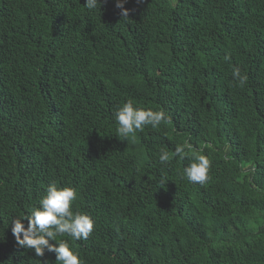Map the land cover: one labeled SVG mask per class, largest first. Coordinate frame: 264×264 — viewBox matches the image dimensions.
<instances>
[{
	"label": "trees",
	"instance_id": "obj_1",
	"mask_svg": "<svg viewBox=\"0 0 264 264\" xmlns=\"http://www.w3.org/2000/svg\"><path fill=\"white\" fill-rule=\"evenodd\" d=\"M124 7L0 0V264H60L11 231L50 183L94 221L87 240L56 237L81 264H264V0ZM129 100L166 120L120 138ZM184 143L211 161L203 185Z\"/></svg>",
	"mask_w": 264,
	"mask_h": 264
},
{
	"label": "clouds",
	"instance_id": "obj_2",
	"mask_svg": "<svg viewBox=\"0 0 264 264\" xmlns=\"http://www.w3.org/2000/svg\"><path fill=\"white\" fill-rule=\"evenodd\" d=\"M126 2L127 0H116L121 18L129 17V9L124 7ZM100 4L101 0H86V7L89 10ZM225 59L230 57L226 55ZM232 76L237 81V86L241 88L245 86L247 76L242 75L238 67L233 68ZM115 119L118 122L116 135L128 140L134 138L137 132L143 131L145 126L158 128L166 120V115L162 109H141L129 100L117 109ZM190 149V144H180L175 147L174 154L181 159L193 161L184 168V176L194 184L203 185L209 179L211 161L205 155L190 156ZM169 159V153L160 150L159 161L167 163ZM76 199L77 191L74 188L50 183L39 198L38 206L33 207L29 215L11 220V231L17 245L34 250L37 257L43 256L45 250L54 252L56 261L60 264H81L79 254L74 252L66 241L56 240L58 235L64 234L77 241L87 240L93 232V219L88 214L73 211ZM24 219L28 220L27 227L23 223ZM50 240L56 243H51Z\"/></svg>",
	"mask_w": 264,
	"mask_h": 264
}]
</instances>
